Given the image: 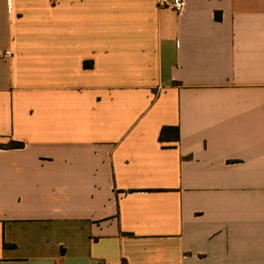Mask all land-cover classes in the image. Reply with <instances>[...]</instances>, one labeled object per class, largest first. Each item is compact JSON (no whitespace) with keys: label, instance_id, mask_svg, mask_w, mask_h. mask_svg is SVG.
I'll use <instances>...</instances> for the list:
<instances>
[{"label":"crops","instance_id":"0c3cea01","mask_svg":"<svg viewBox=\"0 0 264 264\" xmlns=\"http://www.w3.org/2000/svg\"><path fill=\"white\" fill-rule=\"evenodd\" d=\"M161 1L0 0V264H264V0Z\"/></svg>","mask_w":264,"mask_h":264},{"label":"trees","instance_id":"16d2710c","mask_svg":"<svg viewBox=\"0 0 264 264\" xmlns=\"http://www.w3.org/2000/svg\"><path fill=\"white\" fill-rule=\"evenodd\" d=\"M217 17L219 18V16ZM85 65H86V68L90 67V64L86 63ZM167 135L170 138H173V140L177 142L180 138L179 128L178 127H163L160 132V137H159L160 141L165 142ZM23 147H24V144L20 142H13L6 146H0V148H4V149L23 148Z\"/></svg>","mask_w":264,"mask_h":264},{"label":"built area","instance_id":"2783aa9c","mask_svg":"<svg viewBox=\"0 0 264 264\" xmlns=\"http://www.w3.org/2000/svg\"><path fill=\"white\" fill-rule=\"evenodd\" d=\"M159 5L163 8H171L177 12H181L184 9L185 2L184 0H168L161 1Z\"/></svg>","mask_w":264,"mask_h":264}]
</instances>
